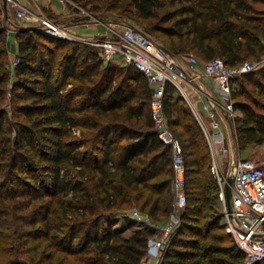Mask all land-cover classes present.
<instances>
[{
    "label": "trees",
    "instance_id": "obj_1",
    "mask_svg": "<svg viewBox=\"0 0 264 264\" xmlns=\"http://www.w3.org/2000/svg\"><path fill=\"white\" fill-rule=\"evenodd\" d=\"M71 1L136 27L174 57L221 58L230 67L264 58V0ZM4 33L0 27V43ZM20 34L27 37H16L14 71L0 47V218L14 219L24 244H36L29 260L0 264H143L155 229L125 235L109 220L137 204L153 222L170 221L173 151L151 117L154 87L133 65L105 63L82 43L38 27ZM9 81L12 115L21 120L2 109ZM232 98L243 156L264 144V67L235 79ZM164 112L184 148L188 206L159 264H244L220 225L206 137L170 86ZM75 129L82 137H73ZM192 220L197 229L187 233Z\"/></svg>",
    "mask_w": 264,
    "mask_h": 264
},
{
    "label": "built area",
    "instance_id": "obj_2",
    "mask_svg": "<svg viewBox=\"0 0 264 264\" xmlns=\"http://www.w3.org/2000/svg\"><path fill=\"white\" fill-rule=\"evenodd\" d=\"M17 9V17L27 27H38L57 40L78 42L98 51L105 63L120 62L133 65L154 87L151 99V117L162 142L172 147L174 178L171 187L173 209L166 226L154 225L155 236L149 241V251L144 264H159L170 238L181 222L188 206L187 164L181 142L171 133L164 112L165 91L168 86L187 103L198 121L209 146L212 170L219 186L218 200L225 232L232 237L244 255V264H264V165L244 158L239 148H232L231 141L238 140L236 123L240 114L232 98L233 82L244 74L264 67V58L245 62L240 67H230L221 58L203 62L193 55H182L181 60L167 54L144 32L126 23L105 24L91 16L71 0H59L80 9L96 25H105L107 32L93 38L81 39L70 28L46 11L29 10L18 0H2ZM211 83L214 89L205 92L199 83ZM193 90L199 99L205 98L198 107L187 90ZM232 179L231 200H227L226 188ZM137 221L146 222L138 211L131 213Z\"/></svg>",
    "mask_w": 264,
    "mask_h": 264
},
{
    "label": "rangeland",
    "instance_id": "obj_3",
    "mask_svg": "<svg viewBox=\"0 0 264 264\" xmlns=\"http://www.w3.org/2000/svg\"><path fill=\"white\" fill-rule=\"evenodd\" d=\"M19 3L25 5L29 10H33L38 12V10H44L47 11L44 6L46 5L43 0H18ZM83 3H85V0H82ZM53 4L61 11L63 6L59 3V0H54ZM79 6V5H78ZM81 7V6H79ZM43 8V9H40ZM85 12H88L91 16L97 17L101 20V22L108 24V23H115L119 21H114L116 19L114 16H110L107 18H100L94 14H92L88 8L81 7ZM0 27L4 28L5 33L3 34V38L0 43V47L4 48L7 51L6 53V60H7V65L11 71H14L15 65L18 61V39L16 37L18 35H21L22 38L27 37L26 34H20L21 31H24V29L27 27V24L19 20L17 17V9L14 8L13 4L7 3V7L5 8L2 0H0ZM51 15L50 10L46 12V15ZM55 17V16H53ZM85 16L83 15L82 11L75 6L68 5L67 8L65 9L64 12L58 13L57 20H59L60 23L66 25L67 27L70 28V31L73 32L77 37H80L81 39H88V38H93L95 36L100 37L99 35H104L107 32V29L105 25H96V21L91 18L85 20ZM127 22V21H126ZM123 23V22H120ZM127 24V23H126ZM155 40V39H154ZM44 41V40H43ZM46 44H50V40H46L44 42ZM53 43V42H52ZM85 45V44H83ZM87 46V45H86ZM90 47V46H88ZM31 52L32 50L29 48L28 50ZM62 50H59L61 52ZM182 64H187L185 61L181 60ZM13 75V72L11 73ZM31 76L28 77H33L32 74H29ZM9 86H8V91L6 93V98H5V104L2 106L6 112H7V117L12 118V119H18L21 120L20 115H15L17 117L13 118L12 113L15 111L16 106L14 105V101L11 99V94H10V81H9ZM248 89L251 90V87L248 86ZM21 93V92H20ZM21 103V101L19 102ZM186 105V103H184ZM75 134H73V137H82L81 136V131L75 129ZM232 143V148L238 149L239 148V141L237 138L233 139L231 141ZM243 156L255 161L259 165H264V144L262 145H252L250 147H246L245 150L242 151ZM211 172L215 178V175L212 170V165H211ZM216 180V178H215ZM217 181V180H216ZM174 199H172V202ZM217 206L219 208L218 215L221 213L220 210V203H217ZM134 211H138V213L141 214L143 219H146V222H139L137 221L133 216H131V213ZM139 205L135 204L133 205L132 208H124L117 213H115L114 218L109 220V223H114L115 228H124L126 229V234L125 235H130L132 234L135 230L140 229L142 227H150L153 228L154 225H159L155 222H153L149 217L146 215L142 214L140 212ZM20 214V213H19ZM3 223V224H2ZM0 258L2 259L1 262L5 261L10 262L15 261L17 259H25L27 260L30 259V257L33 255L32 252H28L30 249L34 248L35 244L32 242L28 246L25 245L23 238H20L18 235L17 227H16V222L14 219H7V217L2 216L0 218ZM196 221L192 220L187 222V227H190V230H187V233L193 232L192 230L197 229ZM221 227H223V220H221L220 223ZM26 226H22L21 230L25 229ZM17 232V234H16ZM146 261V259L144 260ZM0 262V263H1ZM144 264V262H143Z\"/></svg>",
    "mask_w": 264,
    "mask_h": 264
},
{
    "label": "crops",
    "instance_id": "obj_4",
    "mask_svg": "<svg viewBox=\"0 0 264 264\" xmlns=\"http://www.w3.org/2000/svg\"><path fill=\"white\" fill-rule=\"evenodd\" d=\"M43 2L46 4L45 6H44V8H46L47 9V11L48 10H50V13H51V15L52 16H57L58 17V13H62V12H64L65 11V9L67 8L66 6H63V8L61 9V11H59V9L53 4V2H54V0H43ZM40 9H43V8H40ZM46 11V12H47ZM49 14V13H48ZM176 58H178V59H180V60H182V56H178V57H176ZM183 61V60H182ZM118 63H120L119 61H118ZM121 64V63H120ZM122 65V64H121ZM184 65V64H183ZM198 86L200 87V89H202L203 91H205V92H211V91H213V89H214V85L213 84H211V83H208V82H206V83H199L198 84ZM187 92H188V94H189V97L190 98H192V100L194 101V103L198 106V107H200L201 106V104H202V102H206V99L205 98H203L202 97V99H199L198 98V95L193 91V90H191V89H189V90H187ZM178 96V95H177ZM182 99V98H181ZM183 100V102L184 103H186V101L184 100V99H182ZM186 106H187V103H186Z\"/></svg>",
    "mask_w": 264,
    "mask_h": 264
},
{
    "label": "water",
    "instance_id": "obj_5",
    "mask_svg": "<svg viewBox=\"0 0 264 264\" xmlns=\"http://www.w3.org/2000/svg\"><path fill=\"white\" fill-rule=\"evenodd\" d=\"M4 6H5V8L7 7V3H6V2H4ZM87 19H89V18H88V17L85 18V20H87ZM29 28H35V27H29ZM164 50H165V52H166L167 54H169L170 56H172V53H171L168 49L164 48ZM228 183H229V185H227V188H226V195H227L228 203L230 204V200H231V184H232V179H229V180H228Z\"/></svg>",
    "mask_w": 264,
    "mask_h": 264
}]
</instances>
